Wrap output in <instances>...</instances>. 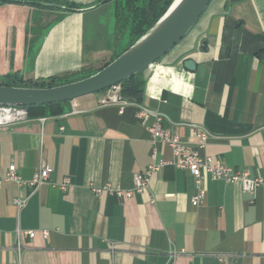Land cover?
Masks as SVG:
<instances>
[{"label":"crops","instance_id":"obj_1","mask_svg":"<svg viewBox=\"0 0 264 264\" xmlns=\"http://www.w3.org/2000/svg\"><path fill=\"white\" fill-rule=\"evenodd\" d=\"M114 13V0L83 12L0 3V83L98 70L128 43L116 35ZM186 59L194 72L183 68ZM145 74L140 102L104 105L105 91L64 104L62 114L0 126V172L13 165L27 181L43 166L52 169L34 191L0 186V264H264L262 189L244 192L205 178L195 207L193 176L170 164L131 199L96 197L90 189H128L133 175L174 160L168 147L152 143L139 107L194 147L195 133L205 131L201 155L264 176V0H212L158 69ZM66 178L63 192L55 185ZM14 199L25 206L18 209ZM17 231L36 233L23 239L19 261ZM172 251L182 253L171 261Z\"/></svg>","mask_w":264,"mask_h":264},{"label":"built area","instance_id":"obj_2","mask_svg":"<svg viewBox=\"0 0 264 264\" xmlns=\"http://www.w3.org/2000/svg\"><path fill=\"white\" fill-rule=\"evenodd\" d=\"M119 86L111 87L106 90V98L102 101L104 105H121L130 104V101L123 99L119 94ZM27 112L22 107H1L0 106V126H8L27 119ZM137 118L142 126L150 135L152 143L161 142L164 146L171 150L174 160L172 162H162L160 166H149L141 174L132 176V186L128 189L113 187L106 183L99 187H91V192L100 197L103 194L112 195L117 198L131 199L146 190L151 180L152 174L161 166L170 164L177 170L188 172L194 178L196 186V194L191 199L193 206H199L204 197L205 189L203 182L205 178L212 181H222L224 183H237L244 192H252L256 189L264 190V176L251 177L248 170L237 171L225 166L220 160L214 159L208 155H201L199 150L204 147L208 140L205 131L195 133V137L199 140L197 147L183 142L180 137L170 129H164L161 125L162 116L145 107H139L137 110ZM152 120V122H150ZM52 169L43 166L30 180H23L17 173L15 166L11 165L7 170L0 172V186L4 183H14L17 187H27L34 191L42 184L49 182ZM69 180L66 178L60 184L55 185L59 190L66 191L69 187ZM26 200L14 199L13 204L21 209L25 206ZM43 237H47V232H41ZM35 231L16 232L13 250L18 261L23 251V239H33ZM180 253L172 251L169 254V260H174ZM264 259V258H263Z\"/></svg>","mask_w":264,"mask_h":264},{"label":"water","instance_id":"obj_3","mask_svg":"<svg viewBox=\"0 0 264 264\" xmlns=\"http://www.w3.org/2000/svg\"><path fill=\"white\" fill-rule=\"evenodd\" d=\"M212 0H173L165 13L125 51L94 74L74 82L51 88H29L0 85L1 107L46 106L71 102L101 93L144 70L158 69V62L176 47L194 28ZM29 5L30 0H13ZM86 8L69 9L64 5L39 3L55 10L83 12ZM201 50H205L201 47ZM183 68L195 71V63L186 59Z\"/></svg>","mask_w":264,"mask_h":264},{"label":"trees","instance_id":"obj_4","mask_svg":"<svg viewBox=\"0 0 264 264\" xmlns=\"http://www.w3.org/2000/svg\"><path fill=\"white\" fill-rule=\"evenodd\" d=\"M31 4L27 6L37 7L41 9H53L49 7H42L39 3L64 5L69 9L82 8L81 5L69 2L67 0H30ZM109 1L96 0L95 3ZM115 1V27L116 35H127L128 43L122 50L125 51L131 44H133L140 36H142L154 23L165 13L173 0H114ZM0 3H12L13 0H0ZM71 12V11H67ZM121 54V53H120ZM119 55V54H118ZM116 55L115 58L118 56ZM104 64L101 68L106 66ZM99 68L98 70H100ZM96 71L81 70L77 73H67L58 76L49 77L47 79L36 81H23L21 77L13 76L6 79L0 85L13 87H29V88H51L54 86L74 82L86 78ZM144 70L135 76L121 82L118 86L120 88L119 94L123 99L133 102H140L144 93L147 77ZM105 92V91H103ZM68 103V102H66ZM66 103L53 104L46 106H31L24 108L27 112L28 118H37L50 115L62 114L65 109L62 107Z\"/></svg>","mask_w":264,"mask_h":264},{"label":"rangeland","instance_id":"obj_5","mask_svg":"<svg viewBox=\"0 0 264 264\" xmlns=\"http://www.w3.org/2000/svg\"><path fill=\"white\" fill-rule=\"evenodd\" d=\"M41 30H42L43 33H45L46 30H47V27L45 26V27H43ZM39 31H40V29L38 30V32H39Z\"/></svg>","mask_w":264,"mask_h":264}]
</instances>
